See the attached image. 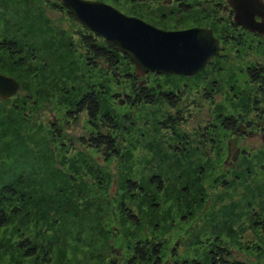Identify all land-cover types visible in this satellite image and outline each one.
I'll list each match as a JSON object with an SVG mask.
<instances>
[{"label": "rangeland", "instance_id": "rangeland-1", "mask_svg": "<svg viewBox=\"0 0 264 264\" xmlns=\"http://www.w3.org/2000/svg\"><path fill=\"white\" fill-rule=\"evenodd\" d=\"M103 1L166 28L212 21L201 17L208 9L205 4L187 14L166 12L162 19L161 0ZM79 30L71 15L47 0H0V40L11 36L19 48L14 54L0 49V73L19 82L17 92L0 101L20 117L21 135L20 146L0 141V168L15 165L22 181L35 182V213L40 214L35 228L31 220L22 224L18 217L0 228V264H131L132 247L143 240L161 243L160 264L192 258L210 264L207 252L221 243L241 264H264V187L254 191L255 184L263 182L264 143L258 136L241 140L250 152L227 172L228 131L220 120L237 112L247 118L254 115L252 99L259 94L244 69L255 62L253 55L264 61V49L255 48L254 40H248L252 48L238 51L227 44L228 57L214 59L206 76L151 75L150 81L159 77L164 86L184 89L176 107H131L120 103L123 95L107 96L111 112L126 130L120 134L121 155L106 160L80 140L89 128L86 112L68 118L67 110L90 84L107 83L120 93L122 88L105 76L101 61L88 62ZM179 107L190 111V118L174 127L178 138L188 140L185 148H177L176 140L172 142L177 136L160 124ZM195 113L207 119L197 124ZM208 122L215 125L212 151L204 146L207 140L197 145V130ZM24 148L28 156L20 155ZM152 174L160 175L162 189L153 184ZM129 179L140 188L129 190ZM63 198L65 207L60 204ZM122 204L138 215V223L123 216ZM26 234L36 244L35 257L26 256V249L17 245ZM114 248L120 252L115 260Z\"/></svg>", "mask_w": 264, "mask_h": 264}, {"label": "trees", "instance_id": "trees-1", "mask_svg": "<svg viewBox=\"0 0 264 264\" xmlns=\"http://www.w3.org/2000/svg\"><path fill=\"white\" fill-rule=\"evenodd\" d=\"M47 1L51 7L65 10L69 14L60 0ZM78 35L88 62L95 64L101 61L106 69L105 76L107 75V78H112L113 83L122 88L121 94L119 91L110 89L107 83H101V87L96 84H90L72 102L73 108L67 110L68 118H75L80 111L86 112L89 128L86 135L81 136L80 140L87 146L101 152L102 157L109 160L112 157L121 155L123 149L121 143L122 136L120 134H123L126 129L118 123L117 119L119 117L117 118L111 112L107 96L113 98L115 95H123L126 103L131 107L155 105L165 101L172 106L174 105L173 91L169 90L166 93L162 84L159 82V77H156L157 79L154 81H150L148 76H138L134 71L130 58L119 51L113 41L97 36L81 25ZM2 48L7 53L14 54L17 51L18 45L11 36H7L0 40V49ZM256 66H258L257 69L264 67L263 65ZM72 109L73 112H71ZM19 122L20 117L15 116L8 109H5V106L0 101V126L3 125V127H0V141L2 140V143H13L11 144L13 147L21 145L17 141L21 138L19 133L20 126H18ZM163 122L164 120L160 121V124H163ZM13 140L14 142H12ZM24 153H27L28 156L29 150L24 148V152H21L20 155ZM17 155L19 156V153L15 154V156ZM20 175L21 171L15 165L11 169L0 168V228L16 220V217H18V222H22V224H25V222L27 224V221L31 220L30 223H32L33 228H35V223L39 221L38 217L40 214L37 215L35 213V208L38 207L39 202L35 197L37 186H35V182L22 181ZM151 179L154 180L153 184L157 188H163L161 186L163 183L160 175L152 174ZM262 179V183L257 182L255 184L254 191H257V189L259 191L261 187H264V177ZM223 181L226 182V179L224 178ZM127 187L131 191L140 188L139 184L130 179L127 182ZM63 201L64 198L60 204L65 207L64 205L67 204V201ZM68 201L70 203L72 202L73 208L78 207V203L74 202V200L68 199ZM120 211L129 221L133 223L139 222L138 215L130 207L122 204ZM50 214L49 212L48 220L50 219ZM260 224H263L264 229V220ZM45 225L46 222L43 223V226ZM26 226V228L29 227V225ZM22 237L19 243L17 242V245H22L21 247L26 249V256L35 257L38 250L36 249V244L34 245L31 241L32 236L26 234V236ZM221 244H213L212 248L207 252L206 257L209 259L210 264H241L240 261L230 258L227 247ZM161 249L162 245L159 242L156 243L147 240L137 241L132 247L133 255L130 263L134 264L136 261L150 260L155 264H160L159 254ZM174 264H201V262L197 258H192L175 261Z\"/></svg>", "mask_w": 264, "mask_h": 264}, {"label": "flooded vegetation", "instance_id": "flooded-vegetation-1", "mask_svg": "<svg viewBox=\"0 0 264 264\" xmlns=\"http://www.w3.org/2000/svg\"><path fill=\"white\" fill-rule=\"evenodd\" d=\"M135 2H141V1H151V0H134ZM205 2V3H201ZM264 2V0H262ZM160 8L162 9V19H166V12L167 14L173 13V11L176 10V12L180 14H187L190 12H193L194 8L198 7L199 5H204L208 8L204 11H201V17L203 16V19L205 17L209 16L208 23H195L187 27H161L158 25H155L151 23V21L143 19L140 16H137L133 13H128L129 15L139 17L146 22L161 28L165 30H184L192 27H202V28H209L213 35L219 40V46L216 50V53L211 57L208 63L200 69L199 71L192 73V74H163V73H155V72H148L145 73L144 76L150 77L151 75H156L159 77L161 76H177L180 79L183 78H190L194 77L198 74H204L207 68L211 65V63L214 61V59L217 58H225L228 57V48H226L227 44H233L235 46V51H238L239 47H245L250 45L251 48L253 47L252 42H248V40H254L255 48H259L258 46L262 47L264 49V32H260L257 30H249L246 26H244L242 23H238L234 16L236 14L237 4L241 3V8L245 7V4H247V0H161ZM245 3V4H242ZM119 9V8H118ZM125 13V12H124ZM165 17H164V16ZM256 18V21H260L261 17L259 14L254 15ZM216 25V26H214ZM19 50V48H17ZM256 54V53H255ZM253 58L255 62L247 64L245 66V72L247 76L249 77L250 81L255 85L256 90L258 91V96H255L252 100V106L255 109L254 115L251 118L244 117L239 112L235 113V115H224L221 117V125L224 128L225 131H228L226 134V154L227 157L224 160V164L227 167V172H229V169L233 168L236 165V162L239 160L240 156L245 155L246 153L250 151H246L245 147L241 144V140H243L245 137H253L258 136L260 137V140L264 143V67L261 69H257L258 66L256 65H263L264 61H258V58L253 55ZM253 66V67H252ZM166 93L171 90L173 91L174 96V105H170L168 102H163L169 105L170 107H176L178 104L183 100V93L184 89L182 87L178 86H164L162 85ZM175 87V88H174ZM210 96L211 94L208 93ZM207 97V96H206ZM190 111H185L181 107L176 108V111L174 114H167L165 117V120L163 122L166 129H171L173 136H177L173 139L172 142L176 140L175 146L177 148H185L189 147L190 144L187 142L188 140L182 141V138H178V131L175 132V126L177 127L181 123H184L187 121L190 117ZM167 120V121H166ZM213 124V123H212ZM213 126H215L213 124ZM210 122L206 123L204 125V129L197 130V145L199 146L201 143L200 140H207L206 145L208 151H212L214 149V132L211 131V128L213 127ZM185 137V136H183ZM216 142V141H215ZM189 145V146H188ZM180 150V149H179ZM233 155L236 156L235 160L232 162L231 157ZM229 161L231 163H229ZM113 260L120 257L119 255V249L114 248L113 249Z\"/></svg>", "mask_w": 264, "mask_h": 264}, {"label": "water", "instance_id": "water-1", "mask_svg": "<svg viewBox=\"0 0 264 264\" xmlns=\"http://www.w3.org/2000/svg\"><path fill=\"white\" fill-rule=\"evenodd\" d=\"M72 18L81 26L91 31L97 36L115 43L118 50L127 55L133 63V68L138 76H143L148 72L163 74H192L202 67H178L164 63L146 62L141 58L142 47L148 43L149 38L162 36L164 39L179 40L184 38L185 32L205 31L211 32L209 28L192 27L184 30H165L158 28L145 20L128 15L117 7L103 0H60ZM262 0H247L245 7L241 8V3L237 4L234 16L238 23H242L249 30L264 32V27L257 26L259 21L252 23L245 21L244 9L247 8L254 15L261 6ZM264 19V18H261ZM212 33V32H211ZM19 88V82L12 76L0 73V98H8L14 95ZM125 102V98L120 99V103ZM228 158V157H227ZM236 156L231 157L232 162ZM226 162V160H225ZM229 163H231L229 161Z\"/></svg>", "mask_w": 264, "mask_h": 264}, {"label": "snow or ice", "instance_id": "snow-or-ice-1", "mask_svg": "<svg viewBox=\"0 0 264 264\" xmlns=\"http://www.w3.org/2000/svg\"><path fill=\"white\" fill-rule=\"evenodd\" d=\"M255 11L264 18V2ZM245 21L256 23V18L247 8L244 9ZM264 27V19L257 25ZM184 38L179 40L164 39L162 36L151 37L148 43L142 47L141 58L146 62L164 63L178 67H202L208 63L211 57L216 53L219 46V40L211 32L196 31L185 32ZM207 73H205V76ZM195 123L200 119H207L200 113L192 114ZM163 186V185H161Z\"/></svg>", "mask_w": 264, "mask_h": 264}]
</instances>
